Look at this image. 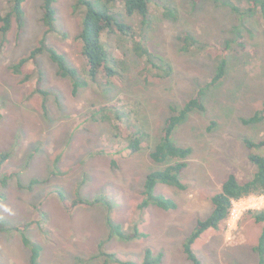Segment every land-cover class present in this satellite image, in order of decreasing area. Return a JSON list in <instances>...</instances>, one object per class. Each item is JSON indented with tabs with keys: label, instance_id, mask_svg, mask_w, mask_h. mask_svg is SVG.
Returning a JSON list of instances; mask_svg holds the SVG:
<instances>
[{
	"label": "rangeland",
	"instance_id": "rangeland-1",
	"mask_svg": "<svg viewBox=\"0 0 264 264\" xmlns=\"http://www.w3.org/2000/svg\"><path fill=\"white\" fill-rule=\"evenodd\" d=\"M44 0H26L25 26L16 23L4 39L0 53V264H31L30 248L23 242L19 227L31 225L26 234L42 246L41 264H104L100 243L110 237L109 207L96 203L69 212L58 191L73 200L79 191L93 200L105 195L113 203V218L132 232L139 223L144 238L123 241L114 236L103 247L113 254L106 264H137L152 248L163 254L161 264H193L184 251V242L198 220L213 211L212 196L222 189L231 173L240 181L253 178L257 165L245 139H264V121L245 124L264 105V23L259 16L249 22L247 50L234 47L229 52L226 76L206 96V110L192 112L175 131L174 139L190 146L193 153L182 173L187 189L160 184L158 194L174 198L178 207L165 210L150 206L144 213L147 174L161 166L151 156L159 142L172 107H183L200 89L213 81L219 59L210 52H186L182 36L191 31L214 47L223 48L234 39L236 18L227 5L210 0H163L174 6L178 18L152 5V25L147 29L150 48L164 56L173 67L169 76L142 74L146 62L120 39H113L112 51L121 60V76L112 84L89 86L73 93L70 79L59 74L48 53H43L24 73L14 66L39 45L45 31L42 21ZM76 0H58L59 23L65 34L56 33L49 41L64 53L82 74L85 58L79 40L81 15ZM246 5L247 0H235ZM11 0H0L5 14ZM137 28L140 18L127 17ZM34 72L29 80L26 75ZM146 72V71H145ZM47 91V100L37 91ZM116 105L127 113L123 125L133 124L144 133L140 150L127 147L116 136L114 112L111 121L93 117V111ZM7 174H12L4 183ZM34 182V183H33ZM249 211V210H248ZM246 211L235 239H228L224 221L210 228L194 244L202 264H259L258 245L263 223ZM120 259L122 262H118ZM83 263V262H81Z\"/></svg>",
	"mask_w": 264,
	"mask_h": 264
},
{
	"label": "trees",
	"instance_id": "trees-1",
	"mask_svg": "<svg viewBox=\"0 0 264 264\" xmlns=\"http://www.w3.org/2000/svg\"><path fill=\"white\" fill-rule=\"evenodd\" d=\"M26 0H11L9 10L5 14H0V35L4 39L8 36L17 24L19 31L24 29L26 12L24 3ZM230 7L235 15L236 23L233 27L234 39L229 40L225 47L216 48L196 36L191 31L184 32L182 38L183 50L186 52H210L219 59L216 74L213 81L203 86L197 96L189 100L183 107H172V114L167 118L162 130L161 138L151 153L154 161L161 166L150 171L147 174L144 187V198L139 207L144 213L150 206L155 205L165 210H171L178 207L177 201L167 195L158 194L157 188L160 184L174 186L179 189H187L188 186L182 180V173L188 166V160L193 153L190 146H183L174 139L175 131L186 121L189 115L195 111L206 110V96L209 90L218 84L227 74L229 67V52L235 46L241 50H247L248 42L246 32H250L249 22L259 16L264 23V0H247L246 5L239 4L235 0H210ZM58 0H44L42 3L43 16L42 21L45 25V31L40 39L39 45L31 53L20 59L14 66L16 73H24L28 66L37 60V57L43 53H48L50 59L57 65L59 74L70 79L73 84V93L77 94L80 89L89 86L90 83L99 87L112 84V81L119 78L121 60L112 51L113 39H120L127 43L135 55L145 60L146 72L142 74L145 78L153 76H169L173 67L166 58L153 51L147 41L146 31L152 25V5L164 9V14L169 17L178 18L177 10L171 4L163 0H76L74 7L80 12L82 21L79 34V40L82 44V54L85 58L84 71H80L70 62L67 56L59 51L49 41L51 35L56 33L65 34L60 26L58 18V9L56 3ZM137 16L140 18L141 28H137L127 20V17ZM5 41L0 43V53L3 50ZM25 80H29L34 74L29 70ZM148 72V73H147ZM37 91L47 100L49 93L38 87ZM107 111L114 112L116 123V136L126 140L127 147L133 151L140 150L144 141V133L140 128L136 129L133 124L126 127L123 123L128 120V115L122 112L116 105L112 107L103 106L93 111V117L101 118L102 121H111L113 119L106 114ZM264 121V105L257 110L254 115L244 118L245 124H257ZM245 144L249 149L264 148V139L254 141L246 138ZM6 159L2 155L0 160V170ZM250 160L257 165V171L253 178L247 181H240L235 173L229 174L222 185V189L211 198L214 209L206 219L198 220L194 230L184 242V251L193 264H202V260L194 249L196 241L210 228L218 229L220 225L227 220L233 199H239L251 194L264 193V154L251 151ZM12 174H7L3 181L6 183ZM34 183V182H33ZM62 204L69 212H74L78 207H90L96 203H104L109 207L108 221L110 226L109 240L114 236L123 241H131L135 238H144L148 235L142 231L139 223L135 224L132 232L124 230L122 224L115 222L113 218V203L105 195H99L93 200L88 199L78 191L73 200H69L63 191H58ZM258 223H263L258 245L255 250L260 255L259 264H264V208L252 209L248 211ZM242 221V220H241ZM39 221L22 224L20 230L23 242L30 248L31 264H41L42 246L26 234V230ZM108 239L100 243L101 254L106 256V264L113 254L105 252L103 247ZM76 264L86 263V259L76 258ZM118 262H122L117 259ZM163 254H154L152 248L145 251V259L137 264H161ZM83 262V263H81ZM123 263V262H122ZM128 264V263H125Z\"/></svg>",
	"mask_w": 264,
	"mask_h": 264
},
{
	"label": "built area",
	"instance_id": "built-area-1",
	"mask_svg": "<svg viewBox=\"0 0 264 264\" xmlns=\"http://www.w3.org/2000/svg\"><path fill=\"white\" fill-rule=\"evenodd\" d=\"M264 208V193L251 194L232 200L230 214L226 220L228 228V239L236 238V231L239 229L241 220L246 211Z\"/></svg>",
	"mask_w": 264,
	"mask_h": 264
},
{
	"label": "crops",
	"instance_id": "crops-1",
	"mask_svg": "<svg viewBox=\"0 0 264 264\" xmlns=\"http://www.w3.org/2000/svg\"><path fill=\"white\" fill-rule=\"evenodd\" d=\"M235 239V238H234Z\"/></svg>",
	"mask_w": 264,
	"mask_h": 264
}]
</instances>
